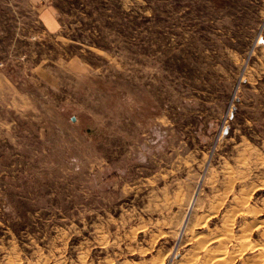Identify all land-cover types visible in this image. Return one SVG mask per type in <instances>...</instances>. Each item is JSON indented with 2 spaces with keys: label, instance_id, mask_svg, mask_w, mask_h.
<instances>
[{
  "label": "rangeland",
  "instance_id": "rangeland-1",
  "mask_svg": "<svg viewBox=\"0 0 264 264\" xmlns=\"http://www.w3.org/2000/svg\"><path fill=\"white\" fill-rule=\"evenodd\" d=\"M256 224L264 0H0V264H243Z\"/></svg>",
  "mask_w": 264,
  "mask_h": 264
},
{
  "label": "bare ground",
  "instance_id": "bare-ground-1",
  "mask_svg": "<svg viewBox=\"0 0 264 264\" xmlns=\"http://www.w3.org/2000/svg\"><path fill=\"white\" fill-rule=\"evenodd\" d=\"M237 171H234V170H232V169H228V170H226V171H224V173H225V175L227 176V177H229L230 179H234V177L238 174V173H236ZM225 176V177H226ZM237 177V176H236ZM243 179V178H242ZM234 187V186H233ZM229 192V191H228ZM245 192V191H244ZM232 193H233V191H232ZM246 193H248V192H246ZM244 193H242V195H243ZM246 195V194H245ZM247 196V195H246ZM249 196V195H248ZM240 197V196H239ZM238 197V198H239ZM234 198V197H233ZM244 198H247V197H245L244 196ZM226 199V198H225ZM232 199V198H231ZM216 200V199H215ZM234 200V199H233ZM251 199H248V201H250ZM246 201V200H245ZM245 201H244V199L241 201H239L241 204L240 205H238L236 208H234L232 211H231V213H232V215L234 214H237L238 212H244L245 214H247V215H249L248 217H253V215H251L249 212H247L248 210H249V208H246V210H245V207H246V204H245ZM222 204V203H221ZM236 205V204H235ZM233 207V206H232ZM248 207V206H247ZM262 208V207H261ZM214 212V211H213ZM209 213H211V211H209V208L206 210V215L207 214H209ZM203 214H205V213H203ZM202 214V215H203ZM210 215V214H209ZM197 217H199V216H197ZM209 217V216H208ZM212 217V216H211ZM200 219V218H199ZM206 219V218H205ZM208 221V220H207ZM254 221V220H253ZM185 224V223H184ZM261 224V223H260ZM257 225V224H256ZM256 225H254L255 226V228L254 229H256V230H258V228L259 229H264V228H260V226H259V224L256 226ZM200 226V225H199ZM223 226V225H222ZM253 226V227H254ZM219 229H221V228H219ZM217 231V230H216ZM213 232V231H212ZM247 232V231H246ZM243 233H244V231H243ZM214 235V234H213ZM252 235V234H251ZM229 234H226L225 232H223L222 234H215V236L214 237H212V238H210V239H208V241H205L203 238H201V237H198L197 238V250H203L204 251V253H205V257H204V259L202 258V260H200L199 261V259H198V257H197V254H198V252L197 253H194V255H193V258H190L188 261H189V264H226V262L228 263V257H226V254H227V252H224V249L227 247V245H226V243H228L229 242ZM261 237L263 236L264 237V230H262L261 231V235H260ZM196 237V236H195ZM258 238V237H257ZM240 239V238H239ZM242 240V239H241ZM240 240V242H243L244 241V239L241 241ZM239 241H238V246L240 245V247L242 248V246H244L243 247V249H238V251H236V252H238V257H239V259L240 258H242V261H243V264L245 263V262H247V261H250L251 262V264H261V261L260 260H254V258L256 257V255L258 256L259 255V258L260 257H263L264 258V245H262L261 244V246L259 245H257V243L255 244V245H257L258 247L256 248V249H251L253 246L254 247H256L255 245H250V246H252V247H249L248 249L247 248H245L246 246H248V244L247 243H240ZM249 243V242H248ZM209 244H217L216 246L220 249V250H218V252H217V250L214 252V253H212V251L210 252V250H207V248L206 247H208V245ZM264 244V243H263ZM242 245V246H241ZM253 247V248H254ZM216 248V247H215ZM214 249V248H213ZM212 249V250H213ZM254 251H256V252H254ZM233 253V252H232ZM231 253V254H232ZM234 253H235V251H234ZM200 254V253H199ZM228 256V255H227ZM227 258V259H226ZM263 258H262V260H263ZM232 259V258H231ZM261 259V258H260ZM227 260V261H226ZM244 260H246V261H244ZM229 261H230V259H229ZM232 261V260H231ZM250 262L248 263V264H250ZM188 263V262H187ZM263 263V262H262ZM229 264V263H228Z\"/></svg>",
  "mask_w": 264,
  "mask_h": 264
}]
</instances>
